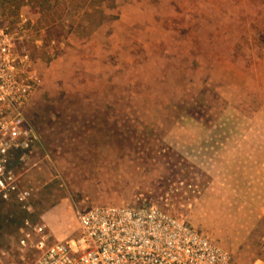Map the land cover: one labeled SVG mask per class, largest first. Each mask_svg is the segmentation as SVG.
<instances>
[{"label": "rangeland", "instance_id": "374dc122", "mask_svg": "<svg viewBox=\"0 0 264 264\" xmlns=\"http://www.w3.org/2000/svg\"><path fill=\"white\" fill-rule=\"evenodd\" d=\"M19 4L0 28L41 78L38 142L13 162L31 196L0 199V264L96 205L156 206L264 264V0H116L94 32Z\"/></svg>", "mask_w": 264, "mask_h": 264}, {"label": "built area", "instance_id": "2783aa9c", "mask_svg": "<svg viewBox=\"0 0 264 264\" xmlns=\"http://www.w3.org/2000/svg\"><path fill=\"white\" fill-rule=\"evenodd\" d=\"M42 81L28 54L16 50L13 37L0 28V199L26 200L13 169L22 152L38 142L28 117ZM32 242L20 245L38 252L31 264H241L206 233L156 207L96 205L78 216V227L52 241L47 226L36 229Z\"/></svg>", "mask_w": 264, "mask_h": 264}, {"label": "trees", "instance_id": "16d2710c", "mask_svg": "<svg viewBox=\"0 0 264 264\" xmlns=\"http://www.w3.org/2000/svg\"><path fill=\"white\" fill-rule=\"evenodd\" d=\"M116 0H19L18 8L23 5L29 6L31 11H37L47 18L46 25L50 28L51 21L63 18L64 13L72 7V10L79 13V20L83 21L88 18V25L80 23L91 32L98 29L105 17L104 8H110L115 5ZM13 2V0H9ZM4 15H8V11L4 6ZM83 17V18H82Z\"/></svg>", "mask_w": 264, "mask_h": 264}]
</instances>
